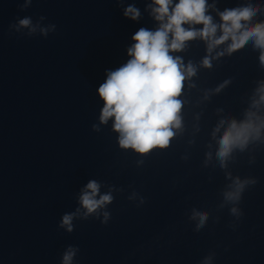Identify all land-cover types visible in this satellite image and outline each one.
I'll use <instances>...</instances> for the list:
<instances>
[{
    "label": "clouds",
    "instance_id": "1",
    "mask_svg": "<svg viewBox=\"0 0 264 264\" xmlns=\"http://www.w3.org/2000/svg\"><path fill=\"white\" fill-rule=\"evenodd\" d=\"M118 2L123 3V0ZM31 4L32 0H24L21 10L29 8ZM147 8L158 27L155 30L143 27L137 30L132 36L134 43L127 49L130 59L115 70L107 71L105 81L97 89L103 102L99 124L92 126L94 131L99 132L100 125H107L112 119V129L118 133L119 147L131 149L141 156L157 148L169 147L177 134L176 130H181L183 126V101L180 97L185 80L196 74V68L191 62L185 65L182 57L171 53L183 51L187 42L197 38L207 43L209 54L219 45L230 41L224 51L217 53L219 57L225 52L230 55L251 41L260 50L259 62L264 65V20L253 23L264 9L260 4L244 3L221 11L216 0L211 4L208 0H152ZM211 11L216 12L218 22L210 14ZM123 15L137 21L141 12L135 5L129 4L124 8ZM44 19V16L40 17V20ZM196 25L202 27L197 28ZM9 28L17 33L27 29L25 34L29 37L39 28L41 34L47 37L49 32H55L56 25L40 28L39 23L34 24L31 17L25 16L9 25ZM202 64L211 68L210 57L205 56ZM261 105H264V80L258 82L243 119H222L214 129L212 135L216 138L221 127L227 123L217 139L216 157L222 168L227 167V161L235 151H246L250 143H264V115L252 110L259 109ZM206 157L205 166L211 160V153H206ZM138 163L143 164L144 161ZM227 178L232 182L222 195L226 203L233 205L240 204L246 188L257 183L255 178H233L231 173H227ZM101 186L97 180H89L80 191L78 207L62 215L59 227L72 233L73 222L77 218L87 220L101 216V224H107L111 213L106 209L114 200L113 192L123 190L112 186L109 191L101 193ZM137 197V206L143 205L144 197L135 191L128 199L135 200ZM230 213L243 216V212L235 206ZM189 219L197 221L195 231L199 232L208 221L209 213L193 209ZM78 252V247L69 245L62 253L61 264H74ZM213 255L204 257L201 264H211Z\"/></svg>",
    "mask_w": 264,
    "mask_h": 264
}]
</instances>
